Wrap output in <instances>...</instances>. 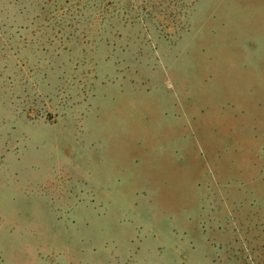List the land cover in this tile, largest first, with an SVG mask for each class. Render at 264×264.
<instances>
[{
  "label": "rangeland",
  "instance_id": "374dc122",
  "mask_svg": "<svg viewBox=\"0 0 264 264\" xmlns=\"http://www.w3.org/2000/svg\"><path fill=\"white\" fill-rule=\"evenodd\" d=\"M0 264H264V0H0Z\"/></svg>",
  "mask_w": 264,
  "mask_h": 264
}]
</instances>
